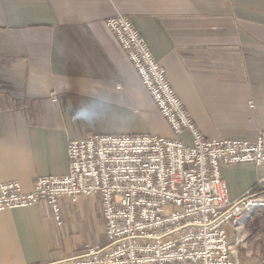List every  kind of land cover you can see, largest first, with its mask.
<instances>
[{
    "label": "crops",
    "instance_id": "obj_1",
    "mask_svg": "<svg viewBox=\"0 0 264 264\" xmlns=\"http://www.w3.org/2000/svg\"><path fill=\"white\" fill-rule=\"evenodd\" d=\"M118 13L145 37L206 137L264 134V0H0L2 180L30 191L39 176L68 173L69 140L90 134L176 137L105 23ZM81 108L94 117L75 121ZM222 173L234 201L261 189L264 163ZM60 205L61 226L47 203L0 211V264H73L101 246L89 238L97 228L107 237L101 196ZM257 209L240 229L227 227L238 264H264Z\"/></svg>",
    "mask_w": 264,
    "mask_h": 264
},
{
    "label": "built area",
    "instance_id": "obj_2",
    "mask_svg": "<svg viewBox=\"0 0 264 264\" xmlns=\"http://www.w3.org/2000/svg\"><path fill=\"white\" fill-rule=\"evenodd\" d=\"M105 23L176 137L70 139L68 173L39 176L30 191L18 180L0 178V211L47 203L61 226L60 198L77 203L83 195L99 194L107 243L87 246L73 264H238L227 227L240 229L244 215L264 206V179L261 189L231 201L222 168L262 165L264 134L253 140L206 137L132 19L118 13ZM186 131L191 144L178 138Z\"/></svg>",
    "mask_w": 264,
    "mask_h": 264
},
{
    "label": "rangeland",
    "instance_id": "obj_3",
    "mask_svg": "<svg viewBox=\"0 0 264 264\" xmlns=\"http://www.w3.org/2000/svg\"><path fill=\"white\" fill-rule=\"evenodd\" d=\"M90 239L94 240L95 242L101 243V246L105 245L107 243V237L105 236V233L103 229L97 228L96 230L90 229ZM260 237L264 238V234L260 235ZM238 248L241 249V245L238 246Z\"/></svg>",
    "mask_w": 264,
    "mask_h": 264
},
{
    "label": "clouds",
    "instance_id": "obj_4",
    "mask_svg": "<svg viewBox=\"0 0 264 264\" xmlns=\"http://www.w3.org/2000/svg\"><path fill=\"white\" fill-rule=\"evenodd\" d=\"M94 113L91 112L88 108H81L78 111H74V120H82V121H88L89 119L94 117Z\"/></svg>",
    "mask_w": 264,
    "mask_h": 264
},
{
    "label": "trees",
    "instance_id": "obj_5",
    "mask_svg": "<svg viewBox=\"0 0 264 264\" xmlns=\"http://www.w3.org/2000/svg\"><path fill=\"white\" fill-rule=\"evenodd\" d=\"M257 210L262 212V214H264V206H260ZM256 222H257L258 231L261 229L263 230L264 229V216L258 218Z\"/></svg>",
    "mask_w": 264,
    "mask_h": 264
}]
</instances>
